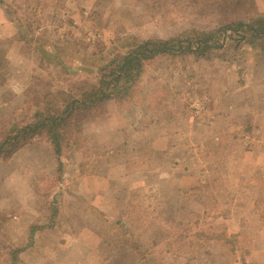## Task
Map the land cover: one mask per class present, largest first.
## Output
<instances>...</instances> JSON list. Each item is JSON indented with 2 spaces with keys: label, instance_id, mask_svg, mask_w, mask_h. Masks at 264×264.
Segmentation results:
<instances>
[{
  "label": "rangeland",
  "instance_id": "374dc122",
  "mask_svg": "<svg viewBox=\"0 0 264 264\" xmlns=\"http://www.w3.org/2000/svg\"><path fill=\"white\" fill-rule=\"evenodd\" d=\"M259 17L264 0H1L0 128L86 55L99 70L134 38ZM227 44L147 62L125 102L77 115L60 160L38 137L0 163V264H264V58Z\"/></svg>",
  "mask_w": 264,
  "mask_h": 264
},
{
  "label": "trees",
  "instance_id": "16d2710c",
  "mask_svg": "<svg viewBox=\"0 0 264 264\" xmlns=\"http://www.w3.org/2000/svg\"><path fill=\"white\" fill-rule=\"evenodd\" d=\"M230 39L257 50L264 58V17L233 21L211 31L190 30L165 40L134 38L128 43L125 53L99 70L97 63L91 62L95 55H86L85 60L90 64L68 70V90L46 91L44 97L37 100L36 106L30 108V117L9 128H0V163L38 137L49 140L60 160L65 150L73 146L71 140L75 138L77 115L83 112L98 115L102 107L110 102H125L147 62L164 56L177 58L192 55L208 60L223 58ZM56 51L54 46L52 50L43 52L48 60L57 61L53 53ZM23 252V249H13L10 264H21ZM136 253L140 254L138 249Z\"/></svg>",
  "mask_w": 264,
  "mask_h": 264
},
{
  "label": "crops",
  "instance_id": "0c3cea01",
  "mask_svg": "<svg viewBox=\"0 0 264 264\" xmlns=\"http://www.w3.org/2000/svg\"><path fill=\"white\" fill-rule=\"evenodd\" d=\"M39 247L38 246H36V245H34V246H32V248L30 249L31 251L30 252H33V250L35 251V250H37ZM23 258V257H22ZM45 264H47V263H45Z\"/></svg>",
  "mask_w": 264,
  "mask_h": 264
}]
</instances>
